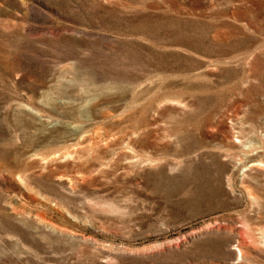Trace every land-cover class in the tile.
Instances as JSON below:
<instances>
[{"label": "rangeland", "instance_id": "rangeland-1", "mask_svg": "<svg viewBox=\"0 0 264 264\" xmlns=\"http://www.w3.org/2000/svg\"><path fill=\"white\" fill-rule=\"evenodd\" d=\"M0 264H264V0H0Z\"/></svg>", "mask_w": 264, "mask_h": 264}]
</instances>
